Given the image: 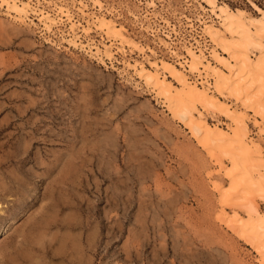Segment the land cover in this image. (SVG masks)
I'll use <instances>...</instances> for the list:
<instances>
[{
  "label": "rangeland",
  "instance_id": "374dc122",
  "mask_svg": "<svg viewBox=\"0 0 264 264\" xmlns=\"http://www.w3.org/2000/svg\"><path fill=\"white\" fill-rule=\"evenodd\" d=\"M64 1L82 21L78 3ZM100 1L134 42L113 63L69 46L66 26L43 32L34 17L36 25L15 22L0 8V264H261L224 220L222 170L123 64L182 60L194 37L207 52L205 3ZM219 1L255 17L254 5L264 9V0ZM217 113L208 121H225Z\"/></svg>",
  "mask_w": 264,
  "mask_h": 264
},
{
  "label": "bare ground",
  "instance_id": "6f19581e",
  "mask_svg": "<svg viewBox=\"0 0 264 264\" xmlns=\"http://www.w3.org/2000/svg\"><path fill=\"white\" fill-rule=\"evenodd\" d=\"M201 1L207 11V16L199 17L205 45L206 39L210 43L207 52L201 41L192 37L193 43L183 44L182 60L170 62L154 57L146 58L145 62L125 60L123 64L156 93L170 115L213 157L210 159L226 180V185L217 184L224 220L229 225H238L240 236L251 243L264 264V211L256 200L264 202V9L254 5L259 14L255 17L224 1ZM72 2L78 3L75 6L82 21L75 19L64 0H0V8L15 22L36 25L34 19L37 20L43 32L52 33L61 25L68 27L66 35H61L63 40L102 63L104 59L113 63L117 53L126 55L125 43L134 42L122 26L118 27L102 12L100 0ZM87 2L92 3L98 14L88 12ZM145 3L152 7L154 1ZM148 15L144 13L146 20L151 19ZM148 27L155 35L157 29ZM93 28L104 33L105 40L97 44L89 39ZM165 33L162 34L170 40L172 34ZM162 39L169 52L176 53L173 41ZM135 48L141 54L145 52L138 45ZM148 51L155 53L152 49ZM215 112L225 121L219 118L209 122L207 114ZM250 122L256 129V138L252 136ZM242 215L247 218H241Z\"/></svg>",
  "mask_w": 264,
  "mask_h": 264
}]
</instances>
